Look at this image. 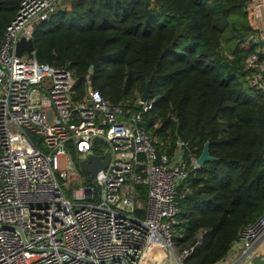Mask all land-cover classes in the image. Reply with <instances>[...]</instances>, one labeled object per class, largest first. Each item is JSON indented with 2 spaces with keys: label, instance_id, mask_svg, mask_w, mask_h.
<instances>
[{
  "label": "built area",
  "instance_id": "2783aa9c",
  "mask_svg": "<svg viewBox=\"0 0 264 264\" xmlns=\"http://www.w3.org/2000/svg\"><path fill=\"white\" fill-rule=\"evenodd\" d=\"M61 1L22 0L0 44V264H182L201 237L180 250L173 238L178 190L197 157L187 160L181 141L172 152L157 147L143 124L149 101L139 96L141 109L129 113L89 75L81 92L73 69L39 62L34 51L15 55L17 41L32 38L35 23ZM252 1L264 29V0ZM246 42L264 43L263 32ZM261 51L244 64L264 91ZM106 151L108 163L95 175L80 169L88 154ZM141 184L144 217L136 214ZM263 251L264 212L215 264H246Z\"/></svg>",
  "mask_w": 264,
  "mask_h": 264
},
{
  "label": "trees",
  "instance_id": "16d2710c",
  "mask_svg": "<svg viewBox=\"0 0 264 264\" xmlns=\"http://www.w3.org/2000/svg\"><path fill=\"white\" fill-rule=\"evenodd\" d=\"M21 1L0 0V44ZM252 2L70 0L33 28L35 59L73 69L81 92L89 75L110 103L134 113L148 84L152 106L143 124L158 148L172 152L180 139L188 160L208 142L214 158L190 167L178 190L177 248L201 231L183 264H215L264 212V91L249 82L244 64L264 47L246 42L263 32ZM137 190L136 214L144 217L146 186Z\"/></svg>",
  "mask_w": 264,
  "mask_h": 264
},
{
  "label": "water",
  "instance_id": "95a60500",
  "mask_svg": "<svg viewBox=\"0 0 264 264\" xmlns=\"http://www.w3.org/2000/svg\"><path fill=\"white\" fill-rule=\"evenodd\" d=\"M33 52L34 51V44L32 38H24L21 37L15 47V55L17 57L21 56L23 52ZM93 64L89 66V71L93 70ZM148 84L145 85L141 95L140 100L142 102L147 101V94H148ZM180 141V139H178ZM110 153L106 151L102 155L88 154L84 159L80 160V169L84 172H87L91 175H95L98 170L104 168L109 160ZM214 157L209 153V144L206 142L203 146V149L200 155L196 159V163L198 166L203 165L206 161L212 160ZM183 264V263H182ZM238 264V261L236 262ZM246 264H264V251L254 255Z\"/></svg>",
  "mask_w": 264,
  "mask_h": 264
},
{
  "label": "rangeland",
  "instance_id": "374dc122",
  "mask_svg": "<svg viewBox=\"0 0 264 264\" xmlns=\"http://www.w3.org/2000/svg\"><path fill=\"white\" fill-rule=\"evenodd\" d=\"M69 1H70V0H62V1H61V5H64V4L67 5V4L69 3ZM263 34H264V29H263ZM23 58H27V55H24ZM154 137L157 138L156 135H155ZM157 139H158V138H157ZM158 140H159V139H158ZM135 201H136L138 204H140V205L143 204L141 196H137L136 199H135Z\"/></svg>",
  "mask_w": 264,
  "mask_h": 264
}]
</instances>
